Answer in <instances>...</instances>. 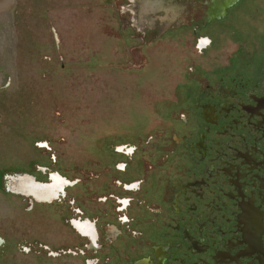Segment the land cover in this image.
<instances>
[{"label":"rangeland","instance_id":"374dc122","mask_svg":"<svg viewBox=\"0 0 264 264\" xmlns=\"http://www.w3.org/2000/svg\"><path fill=\"white\" fill-rule=\"evenodd\" d=\"M217 4L0 0V235L9 244L30 243L20 264H86L92 254L84 249L57 255L86 243L68 222L76 211L98 218L102 231L116 216L110 195L125 196L116 181L141 178L144 161L161 165L165 135L187 116L188 87L233 68L227 58L240 46L242 54L260 51L264 0H237L220 19H207ZM204 36L209 44L199 48ZM253 37L259 41L251 45ZM120 146L132 153H118ZM122 164L125 172L117 169ZM51 171L74 182L65 199L36 203L10 188L12 177L46 181ZM123 236L108 240L105 252L109 242L115 251L137 244Z\"/></svg>","mask_w":264,"mask_h":264},{"label":"flooded vegetation","instance_id":"af4514ba","mask_svg":"<svg viewBox=\"0 0 264 264\" xmlns=\"http://www.w3.org/2000/svg\"><path fill=\"white\" fill-rule=\"evenodd\" d=\"M254 41L259 38L250 44ZM242 50L227 58L233 68L214 79L203 74L197 87H188L187 116L176 124L177 132L165 135L161 165L144 161L141 178L116 181L127 208L120 209L118 196L110 195L116 216L102 231L98 218L91 221L77 210L68 222L86 243L75 251L59 248L57 255H84V249L92 254L86 264H264V45L257 54ZM118 153L126 157L132 149L120 146ZM11 179V190L36 203L65 199L74 184L58 171L49 172L46 181L29 175ZM134 205L140 212L129 217ZM124 233L137 244L115 251L109 242L105 252L107 241ZM30 251V243L9 244L0 235V264H20L18 255Z\"/></svg>","mask_w":264,"mask_h":264},{"label":"bare ground","instance_id":"6f19581e","mask_svg":"<svg viewBox=\"0 0 264 264\" xmlns=\"http://www.w3.org/2000/svg\"><path fill=\"white\" fill-rule=\"evenodd\" d=\"M234 0H218V4L215 6H210V11L208 12V16H212V15H218L220 16L222 12H224V5L225 4H231L233 3ZM217 10L219 9V11L217 12V10H215L216 8ZM208 39L207 38H202L199 41V48H205V46L208 44Z\"/></svg>","mask_w":264,"mask_h":264},{"label":"crops","instance_id":"0c3cea01","mask_svg":"<svg viewBox=\"0 0 264 264\" xmlns=\"http://www.w3.org/2000/svg\"><path fill=\"white\" fill-rule=\"evenodd\" d=\"M121 165V164H120ZM125 165L126 164H122V166H123V168H121L122 170H125ZM118 183L120 184V183H124V182H121V181H118ZM121 186V185H120ZM126 186H129V184H127ZM124 196H119L118 198H117V203L120 205V209H122V210H125L126 208H127V206H123V204H122V200H124V198H123Z\"/></svg>","mask_w":264,"mask_h":264},{"label":"water","instance_id":"95a60500","mask_svg":"<svg viewBox=\"0 0 264 264\" xmlns=\"http://www.w3.org/2000/svg\"><path fill=\"white\" fill-rule=\"evenodd\" d=\"M235 1H237V0H234V2H235ZM234 2H233V3H234ZM225 6H226V4L224 5V7H225Z\"/></svg>","mask_w":264,"mask_h":264}]
</instances>
